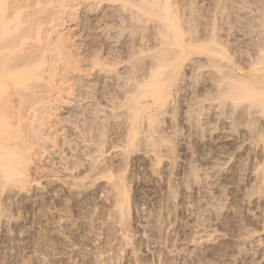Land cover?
<instances>
[{
	"label": "rangeland",
	"instance_id": "374dc122",
	"mask_svg": "<svg viewBox=\"0 0 264 264\" xmlns=\"http://www.w3.org/2000/svg\"><path fill=\"white\" fill-rule=\"evenodd\" d=\"M66 1L69 2L72 0ZM176 1L180 2V0ZM183 1L181 0V4L185 3V5L190 9L192 8L193 11L197 9L198 12L196 11V16H201L202 13L205 15V12L209 14V11L212 9L210 8L212 7V2L209 0H198L193 3L189 0H185L184 3ZM186 1L189 2L187 3ZM212 1L214 2V0ZM51 5L47 7L55 11L59 9L56 5L55 7L57 9L54 8V4ZM33 7H30L31 10L27 9V11H31L30 13H32L37 8H40L37 6V8L35 7L34 10H32ZM113 8L114 6H109L106 10L110 12ZM206 9L209 11L207 12ZM191 10L187 8L185 11L187 14H191ZM199 10H201V13H199ZM189 14L188 17H190ZM252 14L255 15V12H251V15ZM71 15V11L68 10L67 15L65 12L57 15L56 18L53 17L52 19H58L60 17L61 20L59 23V20H56L60 26L58 29H54V31L52 30L53 26H44V28L49 27L47 40L49 39V42L53 40L54 42L52 43L60 41L61 38L59 36H62V31L64 32L63 35H65L68 40L70 39V41L67 40V44L65 43L67 46L65 51L68 50L67 53L70 51V54L66 55L67 53H62V56L60 55L57 61L55 60L57 59L56 55L58 56L57 52L55 55L56 50L52 49L51 51V47L46 46V48H49H47L48 56L45 55V61L48 62L50 59V64L44 66L43 72L39 70V72H41V77L35 75L39 84L38 81L34 79V76L33 78L31 77L29 81V86L31 88L35 87L34 83L40 86L43 83L41 89L38 88L39 91L46 89L44 86L47 87L50 84V87H52V85L56 84L57 80L60 79L58 78L59 75L55 76L57 75L56 73H58L60 76L63 74L67 77L70 76L69 78L73 79H71L72 81L70 80V85L73 84L72 86L74 87L76 81L79 82L77 85L81 83V80H78L80 77L90 81V83L88 81L86 82L88 86L91 83H96L95 85L97 87H95L94 84V86L91 87V84L88 90L89 88L91 90L95 87L100 93L102 92L101 88L103 89L107 86L111 89L114 83H120L123 87H127L125 85H129L128 87H130L133 83L135 85V83H138L133 80L135 77V81H138V79L136 80V76L139 77L142 83L146 79L145 77L151 74V70L157 67L160 68V65L163 68H170L168 62L167 67L166 65L164 66V64L163 66L160 64L162 60V62H164V59L169 58V56L167 57L166 55L167 52L165 55H163L164 52H160V49L161 51L166 49L167 45L164 46L166 48L163 47L162 39L164 41V38L160 35L159 31L158 34H156L157 31L154 28L160 21L155 19L154 21L148 22L149 24L141 22L143 27L140 26L141 23H136L138 24V29L136 28L137 30L134 33V38L133 36H128L127 32V38L123 39V41L125 40L126 42L124 41L125 44L123 43L122 45L123 48H127L123 50L120 47V49L123 50L122 52L126 51L129 48L128 45L131 46L133 38L138 47V50H136L139 51L135 62L134 59L132 61L128 59V57H125L121 60L122 64L117 67V71L120 72L121 76L125 79L118 82L117 74L108 73L106 75L109 77L104 78L105 83L97 84L98 81L95 76H93L96 73L95 71H97L96 68L94 70V67H92V65L94 66L92 62L93 59H91L92 63L90 59L82 64L80 62H75V60H77L75 52L78 51L76 48L81 43L82 35L84 34L80 32L81 27L78 26V21L76 19H74L75 22L72 21L74 17H70ZM193 16L196 17L195 15ZM201 19L199 18L198 21L196 20L197 23H203L201 26L197 23L196 25L193 23L195 22V18H191L193 22L185 24L186 21L184 25L188 26L193 23L191 24L192 26L194 25L193 33L196 34V32L200 30L203 32L205 28L206 32L204 31V33L207 34L210 29V27H208L209 24L206 19ZM78 20H82V18ZM63 22L66 23L64 26H62ZM152 23L156 25H152ZM145 25L146 28L143 31ZM197 25L200 27L197 28V30L199 29L198 31L195 30ZM201 27L203 28L201 29ZM188 29L189 28H187V30ZM44 30L45 29H42L39 33L34 32L31 34V37L27 41L32 42H26L28 47V49L26 47V53L34 51L33 53L35 54V52L39 50L36 54L39 55L40 50H42L40 45L43 47V43L47 41H39L40 38V40L43 39ZM59 30L61 33L58 32ZM76 31L80 32L79 34L81 37L78 35L75 36V34H78ZM172 31L173 30H170L173 34ZM96 32L97 34L95 35H98L100 30ZM202 32H199V34L201 35ZM221 32L225 34L224 31ZM189 33L190 31L188 32V36ZM38 35L39 39L37 38ZM143 36H145V38H142ZM230 38L231 37H229V39ZM239 38L242 40H239ZM243 39L242 36H238L239 41H243ZM88 40L89 39L86 41L88 42ZM72 41L74 43H72ZM147 41L149 42V47H147ZM69 42L71 44H69ZM153 43H155V45ZM143 45L145 48H143ZM34 46L38 49L36 50ZM68 47H70V49H68ZM169 48L177 51L181 50L179 46H170ZM240 49L238 48V50ZM210 51L211 50L204 51V55L198 52H195L196 54L193 52L194 54L191 53L190 56H187V54L183 55L184 58H181V60L178 58V61L176 60L177 63L174 64L175 66L171 64L173 67L167 69L171 74L168 73V75L163 76L166 78L170 74L169 79L171 81L168 79L166 82L167 77L164 82V80L162 81L164 78H161V76L156 79V81L161 79V85L159 84L158 87L154 88L149 85L145 87L146 89L143 88L141 94L143 92L142 96L144 99L141 96H139V98L141 97L144 101L152 103L150 109L144 110L143 105H141L142 108L140 105L137 106L139 108H134V104L137 101L131 104L133 101L131 99L128 101L127 98H130V95L126 93V96L124 89L123 91L121 90L123 92L121 94V101H123L117 100V102L121 104L124 103L125 107L121 108L120 106L117 111L115 109V111H113V108H116V104L115 101H113L114 99L110 100L112 95L108 96L109 99L106 97L101 99L100 101H103L100 105H103L100 108L103 112L100 117L107 125L105 128L106 135L104 134L105 136L103 135V137H101L103 142L99 140L100 136H98V139H93L94 136L90 135L93 139V142H91L92 139L90 138L89 140L90 136L85 135L86 138H84L91 142L89 143L85 140V142H87L85 144L83 141L84 138H81V136H84L81 135V129L83 127H78L80 124L78 123L79 120L81 124H83L82 118L80 119L79 117L80 111L81 113L83 112L81 104H83V106L87 104L88 106L86 105L85 107L92 109L93 106H91V104L94 105L95 100L94 102H89L90 106L88 100L81 103V99L78 100L79 97L77 99L76 95L79 96V94H77L78 92L76 90H74L73 97L69 96L70 94L67 95L69 92H63L60 97L57 91H55L53 97L52 92L49 93L47 90L49 94L45 93L46 91H44V93H42L43 91H38V93H36L38 89H36V92L33 89L25 91H28V94L25 93L26 97L27 95L31 97L29 98L28 96V98H26V100L29 101H27L28 103L31 101L35 103L39 100L36 99V97L43 95L44 98L47 94L48 97L45 98L40 105L42 104L45 107L46 104H48L45 101L48 102V99L50 101L52 100L53 104L51 103L49 108L53 111L47 106V108L43 106L41 108V106L37 105L38 112L29 111L27 114V111H24V114L22 113L23 115H27V118L32 117L30 123L28 119L29 125L26 130H28L29 137L34 134L35 138L33 136L31 138L37 140L34 141L32 139V144L30 143L31 152L29 153L31 154L29 157H31V161L28 166H25V175L19 174V170H16L17 168L12 169L11 172L15 176L13 174L12 176L10 173L9 175H2L3 181H1L0 175V264H264V148L261 146V143H264V141L260 139L264 134V128H261L260 121L263 123L264 117L261 118L260 114L256 115L262 119L258 118L260 120H258V125L257 121H253L254 119L252 116H247L253 111H240L241 114L239 111H235L238 113L233 111H190L193 105L190 106L191 108L189 107L190 110H188V106L191 104H194L193 108L197 106L195 104L197 100L192 101V103L191 100L197 99L195 96L199 99H202L203 96L205 97L204 93L206 90H212L215 80H217L216 78L221 77L219 68H217L218 64L216 61L214 62L213 52L210 54ZM80 52H82V50H80ZM125 53H127V51ZM160 53L162 55L159 57L158 54ZM175 54L177 58V53ZM179 55L181 57V51ZM69 56L70 58L74 56V59H70ZM170 56H172L171 60H173V55ZM79 58L80 57H78V59ZM159 58H162L161 61ZM53 59L57 61V63H55ZM208 59H212V61ZM194 61L196 63L199 61L198 65L201 66V68L195 64ZM169 62L172 63V61ZM52 63L56 66H53ZM132 63L137 64L136 67L133 66ZM71 64H73V67L70 66ZM176 66L177 68L180 66V68L177 69ZM51 67H54L53 70L55 69V73H50ZM99 67L97 68L98 70ZM78 68H82L81 70L84 71L81 72ZM90 68H93V70ZM73 70H75V72ZM131 70H133V72H130ZM44 71H47L46 74ZM171 71H175L176 73ZM61 72H63V74ZM66 72H68L69 76L65 74ZM128 73L131 74L129 75ZM134 73H136V76L133 75ZM172 73L175 75L173 76ZM70 74L73 75L71 76ZM128 75H132L131 78L128 77ZM50 77H52L53 80L51 78L52 81L48 84V81L44 79H50ZM129 79L131 81H129ZM32 80L34 83L31 82ZM164 83H169L170 87L169 85L165 86ZM195 84L198 87L196 90H200V92L195 93ZM81 85L85 88L86 84L81 83L80 86ZM132 86L131 88H133ZM67 87H69V85ZM149 87L151 89L156 88L153 95L154 97L152 95H150L152 96L150 97L149 94H147L149 93L147 91ZM160 87L162 91L158 90ZM164 87L170 88L167 89L168 92L164 90L166 89ZM178 88L180 90H178ZM74 89H76V87ZM170 90L172 92H170ZM174 90H177L179 93H175L177 91L174 92ZM93 91L95 92V90L92 89L91 92ZM105 91L104 89V92ZM161 92L164 93V95ZM165 92L169 95L166 96ZM34 93H36V95ZM109 94H111V91ZM123 94H125V96H123ZM33 95L35 97H33ZM64 97H67L69 101L67 99L65 100ZM59 98L61 101H59ZM123 98H126V100ZM146 98L150 99L147 100ZM33 99L36 100L34 101ZM77 100L79 103H77ZM44 102L45 104H43ZM64 102L66 104H64ZM96 102H98L97 99ZM113 102L114 104H112ZM188 102L191 104H188ZM98 103L94 106H97L99 110ZM54 104H56L55 107L57 104L58 106L55 108L52 106ZM129 106L133 107V109ZM173 108H175V110ZM12 112L13 114H11L17 117L19 112ZM21 112L23 111H20V113ZM44 112H47V114ZM132 114H134V116H132ZM238 114L239 116L241 115L240 118H238ZM28 115H30V117ZM122 115H124V117ZM234 115L237 117L238 121H236ZM34 116L37 118L34 119ZM76 116L79 118H76ZM83 116L81 114V117ZM90 117L89 121L91 119ZM74 118L77 119V123L73 122L75 120ZM54 120L56 122H54ZM250 120L251 122H256L259 128H257V125L251 126ZM39 121L42 123L43 127L45 124L51 126H45L43 128ZM74 123L78 129H76ZM36 124L40 128L35 126ZM52 127L54 128L52 129ZM131 128H133V132L130 133ZM39 129L41 132L43 131V135L39 132ZM79 129L81 134L79 133ZM255 129L259 130V132L262 131V135H258L260 133L257 130L256 133L254 131ZM35 130H37V133L34 132ZM82 132L86 134L83 129ZM15 133L16 132L12 130L11 136L13 137ZM48 133L50 134L49 136ZM17 135L18 139L20 135L16 133V136ZM62 135L64 139L66 135L67 138L65 141L71 140V142L69 141L70 145L69 142H66L68 143L66 144L62 141ZM43 136H45V138ZM47 136H51L50 138L52 139H49ZM37 138L41 139L39 140ZM42 139H44L43 141L48 140L49 142L45 141L46 143H44ZM54 139L57 142L53 143L52 141H55ZM12 140L14 141V139ZM18 140L17 144L19 143ZM50 142H52L51 145ZM63 142L65 145H63ZM99 142L101 143L99 144ZM14 143H16V141L12 144ZM35 143H37V145H35ZM30 144L28 146H30ZM71 144L73 147H70ZM42 145H45V147H42ZM88 145H91V147ZM62 146L64 147L62 148ZM101 146L103 149L100 148ZM40 147L42 150L39 149ZM86 147L90 149L88 150ZM32 148L36 149L38 153L36 152L35 154L34 151L36 150ZM70 148L72 149L70 150ZM82 150L84 153H82ZM90 150L92 151V155L91 152H89ZM85 151L90 153V155L85 153ZM76 153L80 157L75 156ZM84 154H87L88 158H86L87 155ZM100 157L103 158H101L102 161H100ZM63 159H65V161H63ZM66 159L71 161V163L70 161L68 162L70 165L65 164L67 163ZM73 159L75 161L77 160L76 163L72 161ZM92 159H94V161ZM105 159H107V161H105ZM41 162H44V165ZM7 163L10 166L13 164V161L9 160ZM93 164L95 166H93ZM66 165L71 166L72 170H68ZM96 165L100 166L97 168ZM104 165L106 171L105 167H102ZM110 166L112 167L108 169ZM88 167L91 168L89 169ZM100 167L102 172L99 170ZM94 172L95 174H93ZM16 173L19 175L17 176ZM103 174L107 176L105 177ZM97 177L101 179L99 178L98 180ZM122 185L124 187H122ZM118 188H120V190ZM122 190H126V194Z\"/></svg>",
	"mask_w": 264,
	"mask_h": 264
},
{
	"label": "bare ground",
	"instance_id": "6f19581e",
	"mask_svg": "<svg viewBox=\"0 0 264 264\" xmlns=\"http://www.w3.org/2000/svg\"><path fill=\"white\" fill-rule=\"evenodd\" d=\"M184 1H183V3H184ZM189 1L190 2L192 1V3H193V2H196L198 0H189ZM189 1H186V2L188 3ZM209 1L212 2L211 3L212 7H210L212 9L210 11L208 10L209 14L205 12V15L202 13L201 16L200 15L196 16L195 13H196L197 9L195 8L196 11H193V9L191 8L192 9L191 10L189 7H187L185 5V3L181 4L182 3L181 0H180V2L179 1L177 2L176 0H72V1H69V2L66 1V0H61V1L60 0H0V175H1V181H3L2 180V175H4V176H5V174L9 175V173L11 175L13 174V173H11L12 169H16L17 168L16 170H19V174H24L25 175V173H26V172H24L25 166H28V164L31 161L30 160L31 157H29L30 154H31V153H29V152H31V148H30L31 144H32L31 141L33 139L31 137L32 136L34 137L33 133L34 132L37 133L36 132L37 130H35L34 132L32 131L33 133L32 132L31 133L33 135L31 137H29L28 130H26V128L29 125L28 124V119L30 120L32 117L31 118H27V115H23V114H24V111H27V114L29 113V111H34V112L37 111L38 112L39 110H37L38 109L37 105L41 106V108H42L43 105L42 104L40 105V103L43 102V100H45V98H47L48 96H47V94H46V97H44V98H43V95L42 96H38L40 98L36 97V99H39V100L37 102H35V103H32V101H31L30 102L31 104H30V103H28L29 101L26 100V98H28L29 95H27V97L25 95V93L28 94L27 93L28 91L27 92H25V91L28 90V89H31V90L33 89L36 92V89H38V88L41 89V87H42L43 83L41 84V86L38 85L39 81L35 77L36 76L41 77V72H39V70L42 71L44 69L45 65L47 66V64H50V62H49L50 59L48 60V62L45 61L46 60L45 59V55L48 56V54H47V50L48 49L47 48H49V47L46 48V46H50L51 47V51H52V49L56 50L55 51V55H56V52H57L58 56L56 55L57 59H55V60H57V61H58V57L60 58V55L62 53H64V54L67 53L68 50L65 51V49L67 48L65 43L67 42L68 38L65 37V35H63L64 32L62 31V33H63L62 36H59L61 38L60 41L52 43V42H54L53 40H52V42H49L50 41L49 39H48L49 41L47 40V37H48L47 35L49 33V29H48L49 27L44 28V26H47V25L48 26L50 25V27L53 26V29H52L53 31H54V29H58V27L60 26V24H58V23L61 21L60 17L58 19H52V18L53 17L56 18L57 15L63 14L65 12H66V15H67L68 10H70L71 14H72L70 17H74V18H72V21L75 22L74 19H76L78 21V22L77 21L76 22H77L78 26L81 27L80 32L82 34H84V35H82L81 43L76 48V50H78L79 53H78V51L75 52L76 59H77V60H75V62L76 63L80 62L82 64L83 62H87V60H89V59H90V62H91V59H93L92 62L94 63V66L92 65V67H94V70H95V68L97 70V71H95L96 73L93 76H95L96 80L98 81L97 84L98 83H105L104 78L105 77L106 78L109 77V76L106 75L108 73L117 74V81L118 82H120L122 79L123 80L125 79V78H123V76H121V73L117 71V67L120 64H122L121 60H123L125 57L126 58L128 57V59H130L132 61L134 59V62L137 59V56H138L137 54H138L139 51H137L138 47L136 46V44L134 42L135 40H133V38H134L135 31L138 29L137 28L138 24L141 23V22L148 23V22L154 21L155 19H158L160 21L159 23H157L158 25L153 24V23H152V25H156V26H154L155 30L157 31L156 34H158V31H159L160 35L164 38V41L162 39L163 47L167 45V48H168L167 49L166 47H164L166 49H164L162 51H161L160 48L159 49H160V52H162V53L164 52L163 55H165L166 52H167L166 55H167V57L169 56V58L164 59L165 60L164 62H162L163 60L161 61L162 58H159L161 62L160 61H158V62H160V64H162V66L164 64V66L166 65V67H167L168 66L167 62H168L170 64L169 65L170 68H172L173 66H175L174 64L177 63L178 58L180 60H181V58H184L183 55L187 54V56H190L191 53H193V52L194 53L198 52L201 55L203 53V55H204V51H206V50H211L210 54H211V52H213L212 55H213V57L215 59V60L214 59L213 60H214V62L216 61V63L218 64V65L217 64H215V65H217V68H219L221 77L220 78H216L217 80H215L214 88L212 90L211 89L210 90H206V92L204 93L205 97L204 96L202 97V99L204 98L203 99L204 101L202 99H199L198 97L195 96V98H197V99L191 100V103H192V101H194V100L196 101L197 100V102L195 104L198 107L195 105L196 107L193 108L194 104H191L190 102H188V104L189 103L191 104V105L188 106V110H190L189 107L193 105V107H192L193 109L190 107L191 108L190 111H233V112L239 111V113H240V111H242V112L243 111H248V112L249 111L250 112L253 111L252 113H249V115H247V116H252L253 119H254L253 121H257V122L259 120L258 118H260V117L256 116V115L260 114L261 118L264 117V0H214V2L212 0H209ZM55 3H57L58 5L55 4ZM51 4L52 5L54 4V8L55 9H57V8H59V9L55 11V10H52L49 7H47L48 5H51ZM55 5L57 6V8L55 7ZM37 6H39L40 8L38 9ZM109 6H114V8H113L112 11L110 10V12H107L106 8L109 7ZM30 7H33L32 10H34L35 7L37 9L34 10V12L30 13L31 11L30 12L27 11V9H30ZM78 7H79V9H78ZM187 8H188V10H191V12H190L191 14L188 13L190 17H188V14L185 11ZM251 9H252V11H251ZM249 10H250V12H249ZM200 11L201 10H199V13H201ZM206 11H207V9H206ZM251 12L252 13L255 12V15H253V14L251 15ZM38 15H40V16H38ZM82 15H84V16H82ZM191 15H192V17H191ZM193 15H195L196 17H194ZM34 16H37V17H34ZM48 17H50V18H48ZM81 18H82V20H78V19H81ZM189 18H190V20H189ZM191 18H195V20H194L195 22H193L191 20ZM197 18L198 19L199 18L200 19L203 18V19L207 20V23L209 24L208 27H210V29L207 27L209 29V30L207 29L208 30L207 34L204 33L205 28H204L203 32H202V30H200V31H198L199 29L197 30V28H200L199 26H201V24H203V23H201V24L197 23L196 22V20L198 21ZM56 20H59L58 23H57ZM72 21H70V22H72ZM64 22H63V25L61 24L62 26H64L66 24ZM190 22L195 23V25H196V23L199 25V26L197 25L195 27V30L198 31V32L194 31V32H196L197 35L195 33H193L194 25L193 26L191 25L193 23H191L188 26L184 25V23L185 24H189ZM136 23H138V24H136ZM140 26L143 27V24L141 23ZM145 28H146V25L144 26L143 31H144ZM187 28H189V29L187 30ZM202 28L203 27H201V29ZM42 29H45L44 30V36H42L43 39L40 40L41 38L39 39V35H38L37 38L39 39L40 42L43 41V40H47V41L43 43V47L40 45V48H42V50H40L39 55H36L39 52V50H38V52H35V54L33 53L34 51H32L30 53H28V52L26 53V51L28 49V47L26 45V42H30V41H27V40L31 37L32 33H34V32L39 33V32H41ZM52 30H51V32H52ZM97 30L98 31L100 30V33L98 35H95V34H97V32H96ZM170 30H173L172 31L173 34L170 32ZM78 31H76V32H78ZM189 31H190V33H189V36H188V32ZM221 31H224L225 34H223V32H221ZM58 32H60V30ZM80 32H78V34H75V36L78 35V36L81 37V35L79 34ZM199 32H202L201 35L199 34ZM60 33H58V34H60ZM73 33H75V32H73ZM126 33L130 37L133 36L132 44H131V46L128 45L129 48L126 50L127 53H125L126 51L122 52L123 50H125L127 48V47L126 48L122 47V45H123V43L125 41V40L123 41V39L127 38L126 37L127 36ZM52 34H53V32H52ZM70 36H69V38H70ZM238 36H240V37L242 36L244 38L243 41H239V40H242V39L239 38V40H238ZM49 37H50V35H49ZM57 37H58V35H57ZM147 37H148V34H147ZM187 37H189V38H187ZM229 37H231V38L229 39ZM142 38H145V36H143ZM186 38H187V40H186ZM87 39H89L88 40L89 43L86 41ZM129 39H131V38H129ZM137 40H138V38H137ZM68 41H70V39ZM145 41H146V39H145ZM153 42H155V41H153ZM30 43H28V44L31 45ZM35 43H33V44H35ZM72 43H74V42L72 41ZM75 43H77V42H75ZM148 43L149 42L147 41V47H149ZM69 44H71V43L69 42ZM153 44L155 45V43H153ZM156 44H157V42H156ZM51 45L53 46V48H52ZM126 45H127V43H126ZM243 45H245V46H243ZM170 46H179V48L181 49L180 50L181 51V57L179 55L180 51L178 50L179 51L178 52L175 49L172 50V48H169ZM26 47H27V49H26ZM120 47L123 50H121ZM237 47L239 49L240 48L241 49L238 50ZM34 48H35V46H34ZM38 48H39V45H38ZM38 48H35V49L37 50ZM143 48H145L144 45H143ZM68 49H70V47H68ZM80 50H82V52H80ZM171 51H172V53H171ZM173 51H174V54H173ZM175 53H177V56H178L177 58L175 57V55H176ZM50 54H52V53H50ZM53 54H54V52H53ZM69 54H70V51L66 55H69ZM71 54H72V52H71ZM200 54H198V55H200ZM158 55L160 57V55H162V54L160 53ZM170 55H173V60H171L172 56H170ZM212 55H211V57H212ZM78 57H80L81 59L80 58L78 59ZM195 57H196V55H195ZM69 58H70V56H69ZM71 58L74 59V56L71 57ZM159 59H157V60H159ZM168 59H170V60H168ZM185 59H187V58H185ZM55 60H54V62L57 63V61H55ZM208 60L212 61V59H208ZM169 61H172V63L169 62ZM246 61H247V63H246ZM198 63H199V61L197 63L195 62V64H197V65H198ZM171 64L173 66H171ZM52 65H53V63H52ZM136 65L137 64H133V66H135V67H136ZM53 66H56V65H53ZM70 66L73 67V64H71ZM95 66H97V67H95ZM158 66H159V64H158ZM180 66H178V67L180 68ZM98 67H99V70L97 69ZM199 67L201 68V66H199ZM53 68L54 67H51V70H50L51 72L49 71L50 73H53L55 71V69L53 70ZM83 68H85V67H83ZM168 68H163L160 65V68L157 67V68L152 69L153 71L151 70V72H150L151 74L146 76L145 77L146 79L142 83L140 82L139 77L136 76V73H134L133 75L136 76V80L138 79V81H135V79H134L135 77L133 78V80H134V82H138V83L137 84L135 83V85L133 83L132 85H134V86H132L130 84V82H129V84L133 88H131V86L128 87L129 85H125L127 87H123L122 85H120V83H114V85H112L111 89H109L107 86H105L103 89L101 88L102 92H100V93H99V91H97V89H95V87H97L95 85L96 83L95 84L93 83L95 85V87L92 88L93 90H95V92L94 91L91 92L92 89L90 90V88L88 90V87L92 83L88 86V83H86L88 80L83 78V77H80L78 80L79 81L81 80V83L82 84L85 83L87 86L85 85V88H83L82 85L80 86L81 83L79 85H77L79 82L76 81V84L74 83L76 89H74L75 87L72 86L73 84L71 83L72 85H70V80L72 78H69L70 76H69L68 72H66L65 74H67L69 77L65 76L63 74V72H61L63 74V75L61 74L62 76H60V74H58V73H56L57 75L54 74L55 76L59 75L58 78H60V79L57 78L58 80H57L56 84H53L52 87H50L51 86L50 82L53 80V78L52 77H50V79L49 78L48 79H44L43 78L44 80L48 81V84H50V85H48V84H46V85H48L50 88L48 86L46 87V86L43 85L46 89L42 90L43 92L39 91V89H38L36 93H38V91L44 93V91L47 90L49 93L52 92L53 95L52 94H50V95H52L54 97V95H55L54 93H55V91H57V94L61 97L63 92H66V93L69 92V93H67V95L70 94L69 96H72L73 93H74V90H76L78 92L77 94H79V96L76 95L77 99L79 97L78 100L81 99L80 100L81 103L86 102L87 100H88V103L90 101L94 102V100H95V102H94L95 104L99 102L98 103V105H99L98 107L99 108L103 105V104L100 105L102 103V101H103V100L102 101H100V100L104 99V97L108 98L109 95L110 96L112 95L110 100L114 99L113 101H115V104H116V106H115L116 108H113V107L112 108H113V111H115V110L117 111V109L120 106H121V108L125 107L124 103L121 104V103L117 102V100L121 101V99H122V95L121 94L123 93L122 91L124 89V93L125 94L128 93L130 95V98H127L128 101L130 99L133 101L131 104H133L134 101L135 102L137 101L136 102L137 104L136 103L134 104L135 105L134 108H139V107H137L138 105H140V106L143 105V109L147 110V109H150L152 107L151 106L152 103L146 102V101L143 100L144 99V97L142 96L143 92L141 94V91L143 90V88H145L146 86L148 87L149 85L152 88L158 87V85L161 83L160 82L161 79L159 78L160 80L156 81L157 77H161L162 76L161 78H164V79H162V81L164 80V82H165V79L168 77L166 79V82H167V80L170 78L169 76L171 74L169 71H167ZM176 68H177V66H176ZM179 68H177V69H179ZM78 69L81 70L82 68H78ZM91 70H93V68ZM135 70H134V72H135ZM73 71L75 72V70H73ZM82 71H84V70H81V72ZM87 71H89V70H87ZM44 72L46 74L47 71H44ZM74 72H73V74H74ZM130 72H133V70H131ZM171 72L176 73L175 71H171ZM168 73H170L169 76H167L166 78L163 77V76L168 75ZM91 74H92V72H91ZM128 74L130 75L131 73H128ZM129 75H128V77L131 78L132 75L131 76H129ZM174 75L175 74H173V76ZM33 76H34V79H36V81H38V84H37L38 86L32 80L31 82L35 84V87L32 86L34 88H31L29 86V81L31 80V77L33 78ZM140 77H142V76H140ZM178 77H180V76H178ZM51 78H52V80H51ZM171 78H173V77H171ZM129 81H131V80L129 79ZM180 81H181V79H180ZM88 82L90 83V81H88ZM32 83H31V85H32ZM122 83H123V81H122ZM125 83H127V82H125ZM169 83H171V82H169ZM169 83L168 84L164 83V85L168 86ZM93 84H92L91 87L94 86ZM68 85H69V87H67ZM105 85H107V84H105ZM172 85H173V83H172ZM176 85H175V88H176ZM99 86H100V84H99ZM103 86H104V84H103ZM64 87H66V88H64ZM86 87H87V89H86ZM109 87H110V85H109ZM150 87L147 90L149 92L147 94H149V96L150 95L153 96L156 88L155 89H151ZM169 87H170V85H169ZM164 88H166V87H164ZM194 88H195L194 89L195 93L196 92H200V90H196V88L198 89L196 84H195ZM84 89H86V90H84ZM98 89H100V88H98ZM104 89L107 92H109V93L111 91V94L107 93L106 91H105L106 92L105 93ZM150 89H151V91H150ZM167 89H170V88L167 87L164 90H167ZM158 90H161V87ZM164 90H163V92H164ZM171 90H170V92H172ZM178 90H180V89L178 88ZM47 91L45 93H48ZM175 91H177V90H174V92ZM166 92H168V90ZM36 93H34V94L36 95ZM161 93H160V95H161ZM175 93H179V92L177 91ZM41 94H39V95H41ZM125 94H123V96H125ZM144 94H145V92H144ZM162 94L164 95V93H162ZM167 95H169V94L166 93V96ZM126 96H127V94H126ZM139 96L143 97V99L141 97H140L141 98L140 99ZM152 96H150V97H152ZM33 97H35V96L33 95ZM29 98H31V97L29 96ZM55 98H57V97H55ZM52 99H54V98H52ZM59 99H56V100H59ZM66 99H67V97L65 98V100ZM96 99H97L98 102H96ZM149 99H147V100H149ZM124 100H126V98ZM199 100H202V101L198 102ZM59 101H61V99ZM177 101H179V100H177ZM45 102L49 104V105L46 104V106L49 108L50 104L52 103V100L50 101L48 99V102L47 101H45ZM45 102L43 104H45ZM65 102H64V104H66ZM93 102H91V103H93ZM77 103H79V101ZM61 104H63V103H61ZM112 104H114V102ZM128 104H130V103H128ZM128 104H126V105H128ZM55 105L56 104H54L52 106L55 107ZM81 105H82L81 107L83 108V112L81 113V111H80V113L82 114V116L83 115L84 116L81 117V114L79 113V115H80L79 117H80V119L82 118L81 120H82L83 124H81V121L79 120L78 123H80V124H79L78 127H80V128L83 127L82 128L83 131L86 132V134L83 133L82 129H81V133H82L81 134L80 133V129H79V133L81 135H84L83 137L81 136V138L83 139L85 137V135L86 136L93 135L94 136L93 139H95V138L98 139V136H100L99 140L101 142H103L101 140L102 139L101 137H103L104 134L106 135L105 128L107 126L106 123L104 121H102L101 120L102 118L100 117L101 113L103 111L101 110V108L98 110L97 106L95 107L92 104H91V106H93L92 109L85 107L87 104H85L84 106H83V104H81ZM57 106H58V104H57ZM89 106H90V103H89ZM129 107H131V106H129ZM174 107H176V106H174ZM141 108H142V106H141ZM49 109H51V108H49ZM49 109H47V110H49ZM131 109H133V107H131ZM173 109L175 110V108H173ZM12 111H15V112L18 111L19 112L18 115L16 114L17 117L12 115L13 114ZM20 111H23V112L20 113ZM45 111H46V109H45ZM134 111H135V109H134ZM118 112H119V110H118ZM44 113L47 114V112H44ZM130 113H132V112H130ZM235 113H238V112H235ZM48 114H49V112H48ZM88 114H89V117L91 116L90 117L91 118L90 121H89ZM246 114H248V113H246ZM124 115H122V116L124 117ZM28 116L30 117V115H28ZM77 116H76V118H79ZM132 116H134V114H132ZM238 116H239V114H238ZM41 117H42V115H41ZM56 117H57V115H56ZM118 117H119V115H118ZM240 117H241V115L238 118H240ZM35 118H37V117L34 116V119ZM51 118H53V117H51ZM76 118H74L75 120L73 122H76V120H77ZM57 119H58V117H57ZM60 119H61V117H60ZM112 119H114V118H112ZM120 119H122V118H120ZM250 119H252V118H250ZM91 120H92L93 123L91 122ZM246 120H247V118H246ZM33 121H35V120H33ZM42 121H44V120H42ZM236 121H238L237 117H236ZM30 122H31V120L29 121V123ZM39 122H37V123H39ZM54 122H56V121L54 120ZM260 122H261L260 123L261 124V128L262 127L264 128V126H263L264 122L263 123H262V121H260ZM66 123H68V122H66ZM250 123H251V126L252 125H257V124L259 125V122L256 124V122L255 123L251 122V120H250ZM41 125H42V123H41ZM60 125H61V123H60ZM35 126H38V125L36 124ZM45 126H47V125L45 124L44 127ZM48 126H51V125L48 124ZM74 126L76 127L75 123H74ZM136 126H137V124H136ZM235 126H236V124H235ZM251 126H249V127H251ZM42 127H43V125H42ZM67 127H66V129H67ZM115 127H117V126H115ZM38 128H40V127L38 126ZM53 128L54 127H52V129ZM257 128H259V126ZM30 129H31V126H30ZM30 129H29V131H30ZM35 129H36V127H35ZM76 129H78V128L76 127ZM12 130L20 135V137L18 138L19 140L17 139L18 135L16 136V133L14 134L15 136L14 135H13V137L11 136V131ZM33 130H34V128H33ZM64 130H65V127H64ZM132 130H133V128H131L130 133L133 132ZM256 130L257 129H255L254 131L256 132ZM63 131H62V133H63ZM257 131L259 132V130H257ZM263 131H264V129H263ZM39 132H41V130ZM250 132H252V131H250ZM261 132H259L260 134H258V135H262ZM57 134H58V131H57ZM249 134H251V133H249ZM42 135H43V133H42ZM49 135L50 134L48 133V136ZM59 135H61V134H59ZM43 137L45 138V136H43ZM50 137H48V138L52 139ZM54 137H55V135H54ZM62 137H63L62 141H64L65 143L69 142V141L71 142V140H69V141L66 140L65 141V139L67 138L66 135H65V139H64L63 135H62ZM79 137H80V135H79ZM111 137H112V135H111ZM261 137L262 138H260V139H263V141H264V134ZM85 138L83 140L84 142L86 140ZM90 138L92 139V136L89 137V140H90ZM12 139H14V141H16V143L12 144L14 142ZM37 139H39V138H37ZM93 139L91 140V142H93ZM17 140L19 141L18 144H17ZM33 140L37 141L35 139H33ZM43 140L44 139H42V142H44V143H46L45 141L49 142L48 140H45V141H43ZM89 140L88 141L86 140V141L89 142ZM58 141H60V140H58ZM255 141H256V139H255ZM52 142L54 143V142H57V141L55 140V141H52ZM52 142H50V145L52 144ZM64 142H63V145H65ZM70 142H69V145H70ZM87 142H85V144ZM91 142H89V143H91ZM101 142H99V144ZM58 143H57V145H58ZM96 143H98V142H96ZM253 143H254V141H253ZM29 144H30V146H28ZM66 144H68V143H66ZM108 144H109V142H108ZM262 144H264V143H261V146H263V148H264V145H262ZM35 145H37V143H35ZM46 145H48V144H46ZM109 145H107V146H109ZM43 146L45 147V145H42V147ZM59 146H57V147H59ZM85 146H87V145H85ZM92 146H93V144H92ZM102 146L100 148H102ZM113 146H115V145H113ZM36 147H38V146H36ZM63 147L64 146H62V148ZM70 147H73L72 144H71ZM89 147H91V145ZM96 147H98V146H96ZM86 148H88V147H86ZM39 149H41V147ZM71 149L72 148H70V150ZM89 149L90 148H88V150ZM96 149H99V148H96ZM33 150H36V149H33ZM47 150H48V148H47ZM47 150H46V152H47ZM261 150H262V148H261ZM92 151H93V149H92ZM92 151L91 150L89 151V152H91V155H92ZM34 152L36 154L37 150L34 151ZM62 152H63V150H62ZM76 152H77V149H76ZM78 153H80V152H78ZM82 153H84V151ZM85 153H88V152L85 151ZM88 154L90 155V153H88ZM84 155H87V154H84ZM75 156L80 157L77 153H76ZM83 156H81V157H83ZM39 157H41V156H39ZM89 157H91V156H89ZM86 158H88V155H87ZM101 158L102 157H100V161H102ZM77 159H79V158H77ZM95 159H96V157H95ZM9 160L13 161V164L10 165V166L7 163ZM92 160L94 161V159H92ZM63 161H65V159H63ZM69 161L67 160L66 161L67 163H65V164H69L68 163ZM72 161H75V160L73 159ZM76 161H75V163H76ZM105 161H107V159H105ZM70 163H71V161H70ZM75 163H74V165H75ZM50 165H51V163H50ZM93 166H95V165L93 164ZM98 166H100V165H98ZM98 166H97V168H98ZM102 167H105V165L102 166ZM111 167L112 166L108 167V169L111 168ZM48 168H50V167H48ZM66 168L68 170H72L71 166L66 165ZM88 168L90 169L91 167H88ZM42 169H44V168H42ZM99 170H101V167H100ZM263 170H264V167H263ZM42 171H45V170H42ZM96 171H97V169H96ZM105 171H106V167H105ZM14 172H15V170H14ZM100 172H102V170ZM19 174L16 173L17 176ZM93 174H95V172ZM4 176H3V178H4ZM95 178H96V176H95ZM99 178H98V180H99ZM8 182H9V179H8ZM21 182H22V180H21ZM23 182H26V181H23ZM123 185H122V187H124ZM118 189L120 190V188H118ZM121 189H124V188H121ZM122 191L125 192L126 190L125 191L122 190ZM125 194H126V192H125Z\"/></svg>",
	"mask_w": 264,
	"mask_h": 264
}]
</instances>
